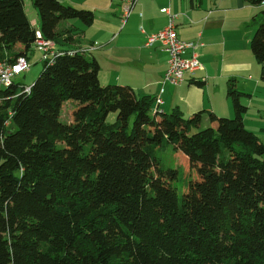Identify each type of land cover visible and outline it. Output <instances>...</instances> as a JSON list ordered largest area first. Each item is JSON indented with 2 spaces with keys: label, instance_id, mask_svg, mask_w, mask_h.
<instances>
[{
  "label": "trees",
  "instance_id": "1",
  "mask_svg": "<svg viewBox=\"0 0 264 264\" xmlns=\"http://www.w3.org/2000/svg\"><path fill=\"white\" fill-rule=\"evenodd\" d=\"M33 6L38 30L24 0H0V62L29 61L38 33L61 55L41 62L30 94L14 82L0 89V264H264V144L244 124L234 81L231 119L210 113L204 129L201 114L152 115L155 98L101 84L82 33L64 26H91L92 11L60 0ZM258 16L251 49L264 84ZM166 145L196 177L166 165Z\"/></svg>",
  "mask_w": 264,
  "mask_h": 264
},
{
  "label": "crops",
  "instance_id": "2",
  "mask_svg": "<svg viewBox=\"0 0 264 264\" xmlns=\"http://www.w3.org/2000/svg\"><path fill=\"white\" fill-rule=\"evenodd\" d=\"M90 1L94 2L88 5V11L95 15L91 26L79 21H68L64 26L78 27L82 33L80 44L84 47L100 45L92 56L100 67L101 84L130 86L138 96L159 95L169 59L160 44L148 45V38L166 27L168 17L162 10L169 8L178 15L179 38L202 45L196 51L202 69L185 76L180 86L167 85L160 110L169 114L179 111L186 119L201 114L197 127L209 124L210 113L219 117L235 113L229 88L234 81L235 88L240 90L239 83L252 79L259 64L251 41L255 17L264 19L260 15L264 5L252 6L244 0H139L124 20L123 0H78V3L87 5ZM25 11L31 22L35 20L33 25L38 23L36 9L25 3ZM192 53L189 49L185 56ZM38 56L39 52L32 51L30 63H36ZM156 108L154 103L152 115Z\"/></svg>",
  "mask_w": 264,
  "mask_h": 264
},
{
  "label": "built area",
  "instance_id": "3",
  "mask_svg": "<svg viewBox=\"0 0 264 264\" xmlns=\"http://www.w3.org/2000/svg\"><path fill=\"white\" fill-rule=\"evenodd\" d=\"M137 1L139 0H123V9L125 10L123 15L124 20L129 18ZM262 4L264 5V2ZM162 13H165L168 17L166 27L148 38V45L160 44V48L168 55L169 59L168 68L163 75L159 95L155 98L157 108L154 110V113L157 111L165 113L160 109L164 104L162 96L165 93V87L167 85L180 86L184 82L185 76L191 75L202 69L196 52L202 45L182 41L177 33L178 15L174 14L169 8L162 10ZM37 35L38 39L34 47L41 54L39 62H47L51 65L54 64L57 57L61 55V52L56 50V44L53 41L43 39L41 33ZM97 47H100V45L95 43L85 47L82 51L88 54L93 52ZM189 49L192 50L193 53L190 57H186L185 54ZM30 67L31 64L25 57H20L13 64L0 62V89L9 87L14 82L13 79L16 76L28 71ZM25 92L30 94L31 88L27 87Z\"/></svg>",
  "mask_w": 264,
  "mask_h": 264
},
{
  "label": "rangeland",
  "instance_id": "4",
  "mask_svg": "<svg viewBox=\"0 0 264 264\" xmlns=\"http://www.w3.org/2000/svg\"><path fill=\"white\" fill-rule=\"evenodd\" d=\"M24 1L27 4L28 8L32 7V9H35L33 6V0H24ZM60 1L63 3V5L73 6L78 9H84V10H90L88 9V5H91L94 2V1H90L87 5H80V3H78V0H60ZM35 13H36L35 16L36 17L38 16V21H37L38 23L35 24L36 25L35 28L38 30L40 28V17L38 15L37 10L35 11ZM30 18L32 19L33 17L30 16ZM73 21L75 20H71L70 22ZM32 22L34 23L35 20L34 21L32 20ZM63 23L65 22H62L59 28L63 27L64 25ZM84 29L86 28L84 27ZM39 57L40 55L38 56V58ZM42 71H43V64L37 61L36 63L31 64V67L28 71H25L21 75L16 76L13 79V81L15 84H21L22 86L30 87L38 79ZM114 86H120V85H114ZM239 88H240L239 91L243 93L241 96V103L242 105L248 107V111L244 116V124L246 128L254 132L259 137L260 142L264 144V84L261 82V66L259 64L252 73V79L240 82ZM221 116H228L226 118L230 117L231 119L234 117V114L232 116L229 115H221ZM116 119H117V113H111L107 121L109 123H114ZM61 122L66 124H70L73 122V105L72 102L70 101L63 104V109L61 111ZM206 127H209V125L204 124L201 128L205 129ZM161 157H163L164 162L166 163L167 166L180 167L184 169V171L187 174L192 173L193 174L192 176L196 177V175H194L192 169L190 168L189 162L185 158V156L174 153V151L171 150L168 145H166L165 149L161 151ZM183 186L184 184L182 182L177 183L179 194H181V189L183 188Z\"/></svg>",
  "mask_w": 264,
  "mask_h": 264
}]
</instances>
